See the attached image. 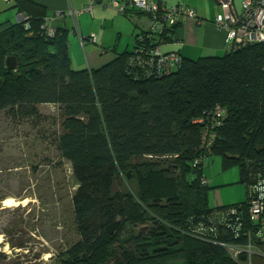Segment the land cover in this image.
<instances>
[{
    "label": "trees",
    "instance_id": "16d2710c",
    "mask_svg": "<svg viewBox=\"0 0 264 264\" xmlns=\"http://www.w3.org/2000/svg\"><path fill=\"white\" fill-rule=\"evenodd\" d=\"M20 11L27 21L0 25V113L36 118L39 106L57 108V149L77 185L71 202L80 236L61 264H244V254L234 259L221 243L247 242L254 224L248 196L211 208L204 167L194 163L221 155L226 166H239L249 193L264 166V42L181 57L157 77L148 73L149 51L170 41L176 27L158 35L138 28L131 51L98 69L74 70L67 32L48 37L42 12ZM8 56L15 69L5 68ZM208 131L214 137L207 151ZM145 156L171 164H133ZM129 166L139 178L136 194L122 190ZM221 212L227 223L213 220ZM211 220L216 231L206 233ZM139 224L149 225L128 229Z\"/></svg>",
    "mask_w": 264,
    "mask_h": 264
},
{
    "label": "rangeland",
    "instance_id": "374dc122",
    "mask_svg": "<svg viewBox=\"0 0 264 264\" xmlns=\"http://www.w3.org/2000/svg\"><path fill=\"white\" fill-rule=\"evenodd\" d=\"M38 111L40 116L36 118L0 113V253L5 256L0 264H61L65 258L62 253L80 238L71 202L77 185L70 163L57 149L58 111L52 105L39 106ZM153 160H159L163 167L171 164L170 158L148 156L133 164ZM128 172L131 177L122 190L136 194L139 178L132 166L125 169V174ZM203 174L210 182L211 208L220 202L246 201L247 188L239 182L237 164L226 166L221 155L213 154ZM7 199L13 201L12 205H5ZM147 225L128 229L137 233ZM253 264H264V258L254 257Z\"/></svg>",
    "mask_w": 264,
    "mask_h": 264
},
{
    "label": "crops",
    "instance_id": "0c3cea01",
    "mask_svg": "<svg viewBox=\"0 0 264 264\" xmlns=\"http://www.w3.org/2000/svg\"><path fill=\"white\" fill-rule=\"evenodd\" d=\"M94 1L93 5H90ZM108 0H0V25L14 23L20 9L40 11L51 27L66 31V41L71 66L74 70L98 69L111 62L118 54L131 51L134 31L146 29L148 16L132 7L125 14L103 4ZM161 6L187 5L196 11L197 19H188L178 25L170 41L162 44L161 51L177 52L184 59L222 55L228 50L224 33L219 32L213 21L220 12L215 0H152ZM243 0H233L236 10ZM91 6L90 12L84 7ZM70 10L77 11L75 17ZM94 35L96 42L89 37ZM80 36L84 39L81 43ZM13 197L5 195L4 198ZM4 198L2 200H4ZM230 205L218 203L216 207ZM5 208V207H1Z\"/></svg>",
    "mask_w": 264,
    "mask_h": 264
},
{
    "label": "built area",
    "instance_id": "2783aa9c",
    "mask_svg": "<svg viewBox=\"0 0 264 264\" xmlns=\"http://www.w3.org/2000/svg\"><path fill=\"white\" fill-rule=\"evenodd\" d=\"M215 2L220 8V12L216 15L213 23L219 32L224 33V41L229 48L246 43L264 42V0H243L239 10L234 7L233 0H215ZM93 4L94 1H91L90 5ZM103 5L116 10L119 14H125L128 7L144 12L148 16V29L157 35L163 34L169 28L183 24L188 19H197L196 11L187 5L166 7L152 0H108ZM82 11L90 12L91 6L84 7ZM68 14L75 17L77 11L70 10ZM27 20L28 16L23 14H18L16 18L17 22ZM41 29L48 37H52L55 33V28L47 25L46 21L41 25ZM89 39L96 42L94 35H91ZM83 40L80 36L81 43ZM162 43L149 51L153 53V57L150 56L146 63L148 73L157 77L169 74L181 63V56L178 53L161 52ZM216 111L217 115L221 114L219 109ZM213 137L214 135L209 131L204 134L203 144L207 151ZM204 156L201 155L197 158L194 164H202L203 167L207 165V158ZM254 181L248 193L247 203L249 219L254 224L248 229L247 242L242 246L221 243L234 259L240 254H244L246 256L244 264H253L254 257L264 258V166L257 173ZM201 183L206 185L210 182L206 177H202ZM227 216L228 213L221 212L213 220L222 224L227 223L229 221ZM204 228L202 227V229ZM213 231H216V227L211 220L206 228V233Z\"/></svg>",
    "mask_w": 264,
    "mask_h": 264
},
{
    "label": "water",
    "instance_id": "95a60500",
    "mask_svg": "<svg viewBox=\"0 0 264 264\" xmlns=\"http://www.w3.org/2000/svg\"><path fill=\"white\" fill-rule=\"evenodd\" d=\"M16 66H17V60H16L15 57L8 56V57L5 59V68H6L7 70L15 69Z\"/></svg>",
    "mask_w": 264,
    "mask_h": 264
},
{
    "label": "bare ground",
    "instance_id": "6f19581e",
    "mask_svg": "<svg viewBox=\"0 0 264 264\" xmlns=\"http://www.w3.org/2000/svg\"><path fill=\"white\" fill-rule=\"evenodd\" d=\"M12 200L11 199H7V200H5V205H7V206H9V205H12Z\"/></svg>",
    "mask_w": 264,
    "mask_h": 264
}]
</instances>
